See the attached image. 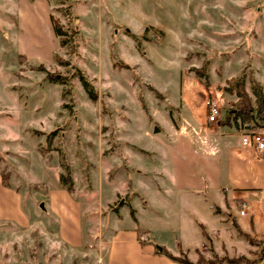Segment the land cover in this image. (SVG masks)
<instances>
[{
	"label": "rangeland",
	"instance_id": "rangeland-1",
	"mask_svg": "<svg viewBox=\"0 0 264 264\" xmlns=\"http://www.w3.org/2000/svg\"><path fill=\"white\" fill-rule=\"evenodd\" d=\"M240 77L255 109L252 84L264 99V0H0V180L26 218L16 223V206L3 205L12 220L0 219V264H107L108 242L125 228L140 247L190 264H264V197L247 202L243 221L221 214L211 227L215 210L178 194L180 172H198L210 154L199 127L205 101H216L223 121L237 101L229 82ZM152 137L172 177L162 198L148 185L153 158L139 152L157 147ZM65 167L81 248L62 243L44 204ZM191 213L211 219L208 232Z\"/></svg>",
	"mask_w": 264,
	"mask_h": 264
},
{
	"label": "crops",
	"instance_id": "crops-1",
	"mask_svg": "<svg viewBox=\"0 0 264 264\" xmlns=\"http://www.w3.org/2000/svg\"><path fill=\"white\" fill-rule=\"evenodd\" d=\"M220 126L218 125L214 128L206 124V117L205 121L199 124L203 136L201 144L205 145L207 149L210 148V154L207 159L202 156L198 158L196 165L199 168L198 172L186 171V169H189L187 167L185 172H180L179 178L181 185L186 183V186L182 188L185 189L184 191L178 190V194L183 192L180 194L183 195V198L195 202L202 210H205V207H202L203 205L199 202H203L207 210L212 212L215 210L213 214L217 219L212 221L210 219L213 223L211 227L218 222V216L221 214L228 218L233 217L238 221L244 220L243 218L245 217H239L237 213L232 212L230 206L234 201L246 202L247 208H249L248 205L252 199L264 197V150L258 154L250 148L244 147L241 143L242 131H236L232 127L233 129L223 132ZM149 140L152 145L157 147L149 151L139 148V152H146L150 157L152 156L151 158L153 159H147L145 167L148 171H153L156 178L153 177L154 179L152 178V180L148 181V185L154 195L157 194L162 198L160 196L162 193L169 194V191L172 192L171 188L166 186V184H169L166 182L169 163L163 147L158 145L159 140L154 137ZM160 163L162 165H159ZM141 168L144 167L141 166ZM136 173H142V171L136 170ZM168 180L172 183L170 175ZM0 193L3 197L0 199V219L12 220L10 214L5 210L9 201H12L11 203L16 206L19 213L18 218H14L16 223L26 224V218L18 210L20 205L19 195L3 188L1 180ZM203 193H209L211 198L208 200L207 198L204 199L206 194L204 196L202 195ZM248 201L249 203H247ZM44 204L47 205L48 213L56 220L58 237L62 243L70 248L87 246L82 244L84 242H81L79 204L73 200L71 194H68L58 186L46 188ZM195 212L200 215L198 211ZM196 213H191L188 218L192 219L195 225L203 227L208 232L210 221L199 222L195 218L197 217ZM207 216L210 218L209 215ZM147 234V231L143 233V235ZM137 239L133 228L116 231L108 242L110 244L109 250L115 253L112 254L110 251L107 264H142L138 263V261L146 262L145 264H175L163 256L155 255L154 249L148 245L140 247ZM133 254L135 257H133Z\"/></svg>",
	"mask_w": 264,
	"mask_h": 264
},
{
	"label": "trees",
	"instance_id": "trees-1",
	"mask_svg": "<svg viewBox=\"0 0 264 264\" xmlns=\"http://www.w3.org/2000/svg\"><path fill=\"white\" fill-rule=\"evenodd\" d=\"M49 21L51 23L52 31L55 34V36L58 38L64 37L66 34L65 31L52 19V17H49ZM64 43H65L64 39H60L59 45L61 47L64 45ZM38 70H40V68ZM46 79L52 82L57 81L55 77H52L50 75H47ZM243 81H244L243 77H240L238 79H234L229 82L232 89L235 90L236 92L235 94L237 96V101L232 104V109H229L227 111L223 121H220V125L221 126L232 125V127L236 131L257 132L258 130H261L264 127V99L261 95L259 87L252 84V94L255 97V104H256V108L253 109L250 100L248 99L247 95L244 92ZM82 87L89 100L94 101L95 95L92 93V90L89 87V85L85 82H82ZM252 113H254V117L251 115ZM230 115L232 116L230 117ZM262 122H263V126H260L259 123ZM52 134L53 133H51L48 136V140H50ZM64 169L66 173L65 175L58 176V185L68 194H71L72 181L68 175L67 168L65 167ZM1 184L3 187L9 188L7 184L6 176H1ZM136 235L138 238L139 235L138 232H136ZM154 253L163 256L174 263L190 264V262L186 260H178L176 257H173L165 250H161V249L160 251L155 250ZM229 264H239V261H229Z\"/></svg>",
	"mask_w": 264,
	"mask_h": 264
},
{
	"label": "built area",
	"instance_id": "built-area-1",
	"mask_svg": "<svg viewBox=\"0 0 264 264\" xmlns=\"http://www.w3.org/2000/svg\"><path fill=\"white\" fill-rule=\"evenodd\" d=\"M206 109V124L217 127L220 123V109L214 99H207L204 103ZM243 132L241 143L244 147L250 148L260 154L264 150L263 132ZM246 202L241 203V209L237 213L239 217H244L247 210Z\"/></svg>",
	"mask_w": 264,
	"mask_h": 264
},
{
	"label": "water",
	"instance_id": "water-1",
	"mask_svg": "<svg viewBox=\"0 0 264 264\" xmlns=\"http://www.w3.org/2000/svg\"><path fill=\"white\" fill-rule=\"evenodd\" d=\"M39 208L43 211L42 204L39 205Z\"/></svg>",
	"mask_w": 264,
	"mask_h": 264
}]
</instances>
